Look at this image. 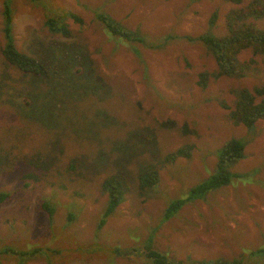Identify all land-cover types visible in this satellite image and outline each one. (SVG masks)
Instances as JSON below:
<instances>
[{
  "label": "rangeland",
  "instance_id": "1",
  "mask_svg": "<svg viewBox=\"0 0 264 264\" xmlns=\"http://www.w3.org/2000/svg\"><path fill=\"white\" fill-rule=\"evenodd\" d=\"M251 1L0 0V250L22 253L0 264H155L148 252L161 264H264L263 253L250 255L264 247V120L248 131L229 117L237 91L264 86V57L245 50L235 56L250 65L244 77H217L199 40L225 38L228 16L247 13ZM5 3L15 48L41 60L38 78L2 58ZM97 15L134 38L113 35ZM49 17L69 36L49 31ZM243 19L264 31V17ZM234 139L245 145L231 168L240 181L166 219L170 204L216 174L218 153ZM183 148L189 158L165 164ZM143 169L159 181L140 195ZM114 175L134 187L99 228L101 186Z\"/></svg>",
  "mask_w": 264,
  "mask_h": 264
},
{
  "label": "trees",
  "instance_id": "2",
  "mask_svg": "<svg viewBox=\"0 0 264 264\" xmlns=\"http://www.w3.org/2000/svg\"><path fill=\"white\" fill-rule=\"evenodd\" d=\"M30 2H36L40 0H29ZM232 4H239L241 0H228ZM3 19H4V38L6 43L1 49V55L4 61L15 69H19L24 73L35 74L33 76L41 74L44 75L42 67L39 65L41 60L34 61L30 56L20 53L11 39V25H12V14L8 9V5H3ZM73 18L74 21L81 23V20L74 16L68 15ZM99 22H102L105 27L113 35L120 38H134L132 34L124 31L114 24L111 19L104 15H97ZM245 16L253 17L254 19H261L264 17V0H253L248 5L247 13H237L233 12L227 18V31L228 35L222 39L209 38L201 36L199 38L206 48L208 49L210 55L213 57L218 71L216 76H227L232 78H242L246 75V72L250 69V65L240 64L236 55L251 49L254 55H259L264 57V31H257L255 28L250 26L243 19ZM49 31L54 33H61L65 37L69 36V31L66 29L65 24L61 19L57 20L54 17H49L46 21ZM66 54V53H65ZM70 62L73 57L69 55L67 51ZM57 55L46 56V58H55ZM70 65V64H69ZM69 65L65 68H68ZM79 72V69L76 70ZM35 77V78H36ZM200 86H204L206 83V76H201ZM234 107L229 113V117L234 123L244 126L248 131H253L255 124L258 121L264 120V86L255 88L252 92L249 90H240L235 93ZM194 133V131L189 130V134ZM244 143L241 140L234 139L226 144H224L217 155V163L215 166L216 174L210 176L207 181L196 186L191 192L189 197L185 200L176 201L170 204L165 211V218L169 219L173 214L180 209L184 203L198 199L205 196L207 193L218 190L222 187H227L232 185L235 181H240L241 176L231 172V168L244 157ZM191 156L190 148L179 149L176 152L169 154L165 159V164L173 163L178 158H189ZM74 163H77L76 161ZM73 164V163H72ZM72 164L69 165L72 166ZM114 175L106 178L102 183V191L107 196V205L102 213V217L98 223V227L101 228L106 219L118 208L122 203L125 194L129 190L127 187H134L133 182L128 181L130 178L128 175L123 177H115ZM122 179V180H121ZM131 179V178H130ZM159 181V176L157 173L148 174L141 170L138 174V186L137 189L140 195H143L144 191L157 185ZM4 201L3 197L0 198V202ZM41 208L49 215H53L52 206L47 201L41 202ZM7 253L22 254L19 251H15L9 248H3L0 250V257L7 255ZM264 254V247L250 252L251 256L254 254ZM145 257L151 260L155 264H161L162 260L156 252H148ZM243 258L233 259V260H216V261H196L190 264H242ZM176 264H181L176 262Z\"/></svg>",
  "mask_w": 264,
  "mask_h": 264
},
{
  "label": "crops",
  "instance_id": "3",
  "mask_svg": "<svg viewBox=\"0 0 264 264\" xmlns=\"http://www.w3.org/2000/svg\"><path fill=\"white\" fill-rule=\"evenodd\" d=\"M243 158H244V157H243ZM238 162H239V161H238ZM241 182H245V181L243 180V181H241ZM236 183H237V182H233V184H236ZM233 184H232V185H233Z\"/></svg>",
  "mask_w": 264,
  "mask_h": 264
}]
</instances>
